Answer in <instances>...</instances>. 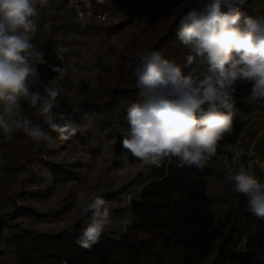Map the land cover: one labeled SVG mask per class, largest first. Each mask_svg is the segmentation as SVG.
I'll return each instance as SVG.
<instances>
[{
	"label": "clouds",
	"instance_id": "9594fccd",
	"mask_svg": "<svg viewBox=\"0 0 264 264\" xmlns=\"http://www.w3.org/2000/svg\"><path fill=\"white\" fill-rule=\"evenodd\" d=\"M246 2L182 0L187 11L178 19L176 38L189 52L183 67L157 49L137 53L132 76L139 99L124 109L128 128L121 145L143 164L159 168L167 161L177 169H204L216 156L219 141L231 134L238 113V82L251 84L249 103L264 100V17L253 19L242 12ZM85 3L93 6L92 0ZM96 3L104 5L106 0ZM47 8L50 0H0V131L6 141L17 132L34 143L50 141L45 125L61 141L81 132L73 120L83 103L80 98L73 97L72 113L54 111L60 82L79 69L50 66L56 75L46 83L40 81L37 66L47 61L32 41ZM92 74L103 76L99 66ZM22 102L34 109L35 119ZM41 118L42 123L37 122ZM255 163L264 171V162ZM226 178L246 198L248 211L264 219V181L257 178L253 163L239 164ZM77 207L87 221L75 243L90 250L99 243L112 213L96 192L78 196ZM134 221L129 211L122 223L126 229Z\"/></svg>",
	"mask_w": 264,
	"mask_h": 264
},
{
	"label": "trees",
	"instance_id": "16d2710c",
	"mask_svg": "<svg viewBox=\"0 0 264 264\" xmlns=\"http://www.w3.org/2000/svg\"><path fill=\"white\" fill-rule=\"evenodd\" d=\"M241 11L253 19L264 17V0H247ZM178 19L167 25L147 48L161 51L165 58L183 67L189 52L176 38ZM126 23L129 20L79 30L65 0L57 2L38 47V51L45 53L47 61L46 65L37 66L41 82L46 83L56 75L50 66L64 67V61H70L75 40L72 34L78 36L98 30L115 32ZM134 88V83L119 88L104 102L83 101L80 111L73 116L74 122L81 126V132L68 140H59L58 133L51 132L45 125L53 139L82 149L91 147L93 135L86 130L89 125L98 131L96 141L101 138L100 134L107 138L114 163L119 165L122 160H136L146 170L144 174L138 172L118 191L126 192L139 182V189L126 209L135 216L133 224L126 229L124 226L118 236L105 231L99 243L87 250L75 243L85 226L83 220L56 233L22 229L17 221L11 220L24 213L14 208L0 216V243H5L12 256L9 264H259L258 256L264 247V219L248 211L246 198L241 196V201L223 210L221 216L214 213L215 199L208 195L207 189L209 177L221 174L218 170L221 162L216 156L204 169L187 166L177 169L167 161L157 168L143 164L122 147L121 139L128 128L124 109L129 102L139 99V90ZM250 89V83L238 82L235 97L238 113L233 119L231 134L219 141L216 155L246 131L250 115L264 112V100L249 103ZM73 109L61 92L54 110L72 113ZM38 151L42 152L41 145ZM256 151L260 159H264V133L256 141ZM249 162L252 161L245 160L244 164ZM256 170L260 171L253 163V171ZM49 173L55 183L77 180L76 171H63L58 164H51ZM109 198L108 195L105 200ZM29 212L37 216L33 210ZM0 264L5 263L1 261Z\"/></svg>",
	"mask_w": 264,
	"mask_h": 264
},
{
	"label": "rangeland",
	"instance_id": "374dc122",
	"mask_svg": "<svg viewBox=\"0 0 264 264\" xmlns=\"http://www.w3.org/2000/svg\"><path fill=\"white\" fill-rule=\"evenodd\" d=\"M59 1L50 0V8L41 13L39 31L32 41L37 50L47 32V19ZM181 5L182 0H113V24L129 20L122 29L115 32L98 30L91 34H87V31L78 36L72 34L71 37L75 39L71 46L73 52L70 61H64V67L75 65L79 71L70 73L68 79L60 82L63 97L70 107L76 106L73 97L100 103L113 91L132 86V69L137 53L147 48L167 25L187 11ZM97 66L101 68L103 76L92 74V69ZM22 106L35 119L34 109L25 102H22ZM248 120L245 136L248 140L257 141L264 133V112L252 114ZM37 122L42 123V118ZM86 130L93 135L91 147L87 149L53 138L34 143L22 132H17L11 141H6L0 131V159L3 160L0 163V216L17 208L24 214L11 221H17L22 229L56 233L77 220L87 221V217L81 218L79 215L78 196L96 192L104 199L108 195L110 197L107 202L112 216L106 231L120 235L124 231L122 221L128 203L136 195L139 182L126 192L118 191L138 172L144 174L146 170L136 160H122L119 165L114 163L107 138L100 134L101 138L96 141L98 131L89 125ZM40 145L42 152H37ZM260 161L264 162V159ZM51 164H58L63 171H76L77 180L55 183L49 173ZM258 169L260 171L254 172L258 179L264 181V172ZM218 170L222 175L209 177L207 193L215 199L214 213L221 216L223 210L241 201V195L234 191L227 180L222 165ZM30 209L37 216L29 212ZM0 250V263H11L12 256L5 243H0ZM258 260L259 264H264V247Z\"/></svg>",
	"mask_w": 264,
	"mask_h": 264
},
{
	"label": "built area",
	"instance_id": "2783aa9c",
	"mask_svg": "<svg viewBox=\"0 0 264 264\" xmlns=\"http://www.w3.org/2000/svg\"><path fill=\"white\" fill-rule=\"evenodd\" d=\"M92 5L89 8L85 0H65V6L72 13L73 21L79 30H84L92 25L107 27L114 23L113 0H106L104 5L97 4L96 0H92ZM216 157L227 175L239 164H244L245 160H251L255 166L260 168L255 163L257 159L260 160L256 151V141L248 140L245 132L232 145L223 147Z\"/></svg>",
	"mask_w": 264,
	"mask_h": 264
}]
</instances>
